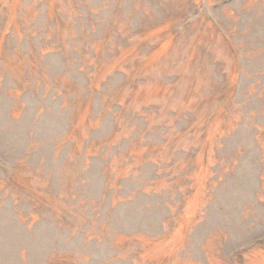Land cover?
<instances>
[{
    "label": "rangeland",
    "instance_id": "obj_1",
    "mask_svg": "<svg viewBox=\"0 0 264 264\" xmlns=\"http://www.w3.org/2000/svg\"><path fill=\"white\" fill-rule=\"evenodd\" d=\"M3 40L0 264H264V0H0Z\"/></svg>",
    "mask_w": 264,
    "mask_h": 264
}]
</instances>
